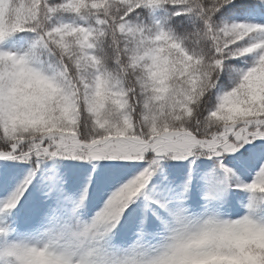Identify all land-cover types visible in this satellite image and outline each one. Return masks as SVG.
Here are the masks:
<instances>
[{
	"label": "snow or ice",
	"instance_id": "1",
	"mask_svg": "<svg viewBox=\"0 0 264 264\" xmlns=\"http://www.w3.org/2000/svg\"><path fill=\"white\" fill-rule=\"evenodd\" d=\"M0 264H264V0H0Z\"/></svg>",
	"mask_w": 264,
	"mask_h": 264
}]
</instances>
